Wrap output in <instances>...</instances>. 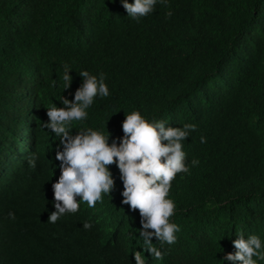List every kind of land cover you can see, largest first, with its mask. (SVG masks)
<instances>
[{
  "label": "trees",
  "instance_id": "obj_1",
  "mask_svg": "<svg viewBox=\"0 0 264 264\" xmlns=\"http://www.w3.org/2000/svg\"><path fill=\"white\" fill-rule=\"evenodd\" d=\"M85 70L104 73L110 95L94 98L73 137L91 128L119 146L133 111L197 126L168 197L176 242L153 236L164 258L145 252L146 264H241L223 259L240 234L264 246V0H157L137 19L121 0H0V264H135L144 247L115 163L110 195L95 208L77 196V213L48 222L63 145L46 111L73 100Z\"/></svg>",
  "mask_w": 264,
  "mask_h": 264
},
{
  "label": "clouds",
  "instance_id": "obj_2",
  "mask_svg": "<svg viewBox=\"0 0 264 264\" xmlns=\"http://www.w3.org/2000/svg\"><path fill=\"white\" fill-rule=\"evenodd\" d=\"M122 7L133 19L145 17L153 13L157 0H121ZM167 6V0H160ZM172 12L166 13L171 17ZM70 68L65 66L63 81L64 90L71 84ZM82 85L75 91L72 101L62 98L63 107L52 106L46 111L48 122L45 127L59 137L62 151H57L55 159L60 161V176L52 184L54 208L48 216V222L55 223L65 213H77L79 196L89 208H95L102 201L103 195H110L114 188V180L108 166L115 163L122 180V204L130 210L138 211L141 228L139 235L143 239V249L133 251L135 264H146L144 253L147 252L156 260H162L164 253L152 242V237L164 244L176 242L175 233L180 229L170 222L175 214L176 205L169 199L172 181L178 173H188L186 153L183 142L196 130L195 124L181 127H166L163 121H147L139 111L125 116L122 122L123 137L119 146L115 142L108 144L110 133L87 128L78 131L73 137L70 133L73 124L82 123L88 117L87 109L91 107L97 96L106 98L110 95L105 84L104 73L99 78L81 71ZM205 138L201 137V143ZM59 147V146H58ZM37 157L33 155L28 164L35 168ZM199 164L193 159L192 166ZM92 224L85 222L83 228L89 230ZM151 230V231H149ZM235 253L226 254L223 259L240 261L241 264H257L264 260V246L256 235L244 238L243 234L232 241Z\"/></svg>",
  "mask_w": 264,
  "mask_h": 264
}]
</instances>
